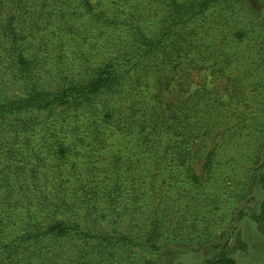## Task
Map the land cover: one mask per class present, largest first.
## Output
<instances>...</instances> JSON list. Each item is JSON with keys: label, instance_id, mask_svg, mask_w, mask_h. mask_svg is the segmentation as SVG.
Listing matches in <instances>:
<instances>
[{"label": "rangeland", "instance_id": "rangeland-1", "mask_svg": "<svg viewBox=\"0 0 264 264\" xmlns=\"http://www.w3.org/2000/svg\"><path fill=\"white\" fill-rule=\"evenodd\" d=\"M177 2L181 7L194 5L180 31L176 29L181 26L173 30L177 23L169 18L159 24L155 15L164 9L161 0H30V12L14 15L11 21L21 30L30 29L24 43L40 58L37 77L42 84L51 76L78 80L85 74L84 67L135 55L143 68L139 70L141 100L146 96L147 103L154 102L149 85L164 73L160 82L165 83L167 101L192 107L198 100L186 167L168 160L167 167L149 171L142 165L121 168L106 183L112 185L107 199L118 201L114 203L118 208L107 216L106 226L99 225L110 232L114 223L118 236L137 243L127 244L124 254L136 264H196L213 259L226 247L235 264H264V207L260 208L264 206V0ZM201 3L203 10H198ZM171 9H165L168 17L174 14ZM18 20L22 21L15 23ZM127 27L142 28L152 42L132 43ZM160 37L164 42L156 45L172 50L173 37L178 44L169 66L153 59L159 51L149 45ZM153 49L154 54L149 53ZM2 91L11 99L22 95L19 87L8 85ZM101 103L103 98L94 105L100 109ZM138 138L107 140L99 154L93 153L94 161L83 155L72 157L79 162L78 169L89 167L97 174L105 164L104 170L110 172V155L117 151H121L117 157L123 156L127 163L143 160ZM212 147L217 151L214 167L204 170L201 167ZM151 223L161 231L155 251L147 243Z\"/></svg>", "mask_w": 264, "mask_h": 264}, {"label": "trees", "instance_id": "trees-1", "mask_svg": "<svg viewBox=\"0 0 264 264\" xmlns=\"http://www.w3.org/2000/svg\"><path fill=\"white\" fill-rule=\"evenodd\" d=\"M29 1L0 0V264H136L123 250L127 244L137 243L118 236L114 223L110 232L104 227L107 216L118 208H114L116 199L114 203L107 199L112 185L106 183L121 168L133 170L142 165L149 171L155 166L167 167L168 160L174 166L186 167L195 138L192 119L199 110L198 100L192 107L187 103L183 107L178 100L167 101L162 89L165 83L160 82L165 73L149 85L154 102L147 103L146 96L141 100L139 70L143 68L135 55H120L84 67L85 74L78 80L51 76L42 84L37 77L40 58H35L24 43L30 29L21 30L11 21L14 15L22 17L30 12ZM161 2L164 9L155 15L159 24L169 18L177 23L173 30L184 28V16L194 5L181 7L177 0ZM198 6L203 10L202 3ZM167 8L173 9L170 17L165 13ZM127 28L132 43L142 46L152 42L142 28ZM168 28L167 23L165 30ZM170 40L172 50L156 45L164 42L161 37L149 45L159 51L153 59L160 64L166 61L168 66L178 45L175 37ZM154 49L149 53L154 54ZM8 85L19 87L22 95L4 97L1 91ZM99 98H103L100 109L94 105ZM66 110L71 113L65 114ZM131 135L139 136L142 161L127 163L121 160L123 156L117 157L121 153L117 151L110 155V172L104 170L105 164L97 174L89 167L77 168L75 157L83 155L94 161L97 155L93 153L99 154L107 140ZM199 148L202 151L204 145ZM216 155V147H212L201 168L214 167L212 158ZM190 179L196 181L194 176ZM160 233L156 223H151L147 234L150 251L157 250L155 241ZM196 264L235 262L223 247L213 259Z\"/></svg>", "mask_w": 264, "mask_h": 264}]
</instances>
